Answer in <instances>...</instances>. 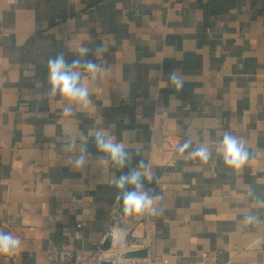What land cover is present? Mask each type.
<instances>
[{"label": "crops", "instance_id": "obj_1", "mask_svg": "<svg viewBox=\"0 0 264 264\" xmlns=\"http://www.w3.org/2000/svg\"><path fill=\"white\" fill-rule=\"evenodd\" d=\"M81 44L110 72L85 74L91 103L66 117V102L48 95L47 61L60 51L71 61ZM99 128L133 166L151 164L145 187L161 211L136 233L149 232L152 255L264 264V0H0V231L22 241L0 264H65L68 251L111 236L120 173L98 167L91 140L85 170L64 148ZM225 132L250 153L239 170L215 152ZM189 138L210 149L207 164L178 154Z\"/></svg>", "mask_w": 264, "mask_h": 264}, {"label": "clouds", "instance_id": "obj_2", "mask_svg": "<svg viewBox=\"0 0 264 264\" xmlns=\"http://www.w3.org/2000/svg\"><path fill=\"white\" fill-rule=\"evenodd\" d=\"M91 51L92 49L87 45L81 44L73 53L71 61L66 58L63 51L47 61L48 95L59 96L66 102L63 107V114L66 117L72 114L73 105L87 107L91 103L89 87L84 84L85 74H90L92 79H95L97 74L106 75L110 72L106 62L98 63L96 60L88 59ZM106 51L103 44L95 47L97 57H102ZM168 84L176 92L181 91L184 85L183 76L175 71L170 73ZM166 86L168 85L165 84ZM90 140L99 153L96 156L98 167L105 172L115 169L120 173L112 175L109 186L115 189L114 200L120 205L122 214L127 217L158 214L161 209L156 205L162 196L153 194L152 190L145 187L146 182L151 184L154 180L151 164L141 158L133 166V153L105 129H93L87 134H81L79 141L76 139L65 141L64 148L69 153V164L78 170L87 168L90 157L88 150ZM176 150L178 154L187 153L190 159L199 160L202 164H207L212 155L210 149L204 144L194 147L190 138L180 143ZM215 152L222 158L224 165L233 170L243 168L250 158L244 142L229 132L224 133ZM125 168L128 169L127 172L123 171ZM248 194L251 196L252 192L249 191ZM259 202L264 203V201ZM246 220L248 223H253L257 221V217L249 214ZM21 245L22 241L18 236L0 231V255H10L20 249Z\"/></svg>", "mask_w": 264, "mask_h": 264}, {"label": "built area", "instance_id": "obj_3", "mask_svg": "<svg viewBox=\"0 0 264 264\" xmlns=\"http://www.w3.org/2000/svg\"><path fill=\"white\" fill-rule=\"evenodd\" d=\"M146 188L153 191L152 186ZM153 194L155 193L153 192ZM111 218L114 226L110 233L112 237L111 247L103 249L102 245H97L91 249L78 248L70 250L66 253L65 264H170L167 258L151 254L152 242L148 231L143 235L136 233L140 225L147 228L154 221V215L145 214L143 216L127 217L122 214L120 205L115 203ZM124 226L128 227L126 237L119 239L120 229ZM139 250H146V255H127L128 252Z\"/></svg>", "mask_w": 264, "mask_h": 264}, {"label": "water", "instance_id": "obj_4", "mask_svg": "<svg viewBox=\"0 0 264 264\" xmlns=\"http://www.w3.org/2000/svg\"><path fill=\"white\" fill-rule=\"evenodd\" d=\"M111 243H112V237L109 236L106 241L104 242V244L102 245L103 249H109L111 247ZM147 251L146 250H139V251H134V252H128V256H142V255H146ZM105 264H109V263H105Z\"/></svg>", "mask_w": 264, "mask_h": 264}]
</instances>
